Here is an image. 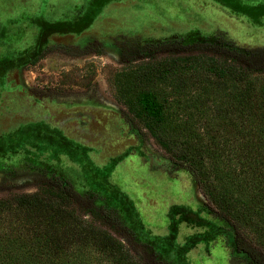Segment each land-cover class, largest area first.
<instances>
[{"label":"rangeland","instance_id":"1","mask_svg":"<svg viewBox=\"0 0 264 264\" xmlns=\"http://www.w3.org/2000/svg\"><path fill=\"white\" fill-rule=\"evenodd\" d=\"M217 36L264 47V0H0V186L31 193L59 178L113 210L134 239L105 237L97 225L99 236L81 247L95 264H241L230 227L209 212L189 173L155 143V126L138 115L142 76L174 58H146L143 48ZM37 46L49 50L32 64ZM196 75L212 90L222 86ZM184 83L176 94L169 91L181 87L177 79L154 85L169 127L185 123L206 137L219 122L220 100ZM13 213L0 211L1 233L26 229ZM35 238L22 236L21 245L51 243Z\"/></svg>","mask_w":264,"mask_h":264},{"label":"trees","instance_id":"2","mask_svg":"<svg viewBox=\"0 0 264 264\" xmlns=\"http://www.w3.org/2000/svg\"><path fill=\"white\" fill-rule=\"evenodd\" d=\"M48 50L35 47L27 61L37 63ZM142 54L174 58L166 67L142 76L145 89L137 95L138 115L147 116L155 126L149 127L155 143L173 165L189 173L209 212L230 227V242L241 264H264V47L242 48L217 36L187 44L162 41L145 46ZM199 72L222 86L212 90L210 80L200 79ZM169 78L181 86L175 84L169 92L183 91L188 81L220 100L214 108L219 122L206 137L197 136L185 123L169 127L168 107L160 103L161 94L154 87ZM10 190L11 186H0V192ZM8 194L0 199V211L20 213L17 225L26 229L0 232V264H95L82 255L81 247L94 242L100 227L105 237L134 239L113 210L97 207L92 197L80 195L59 178L39 184L31 193ZM28 234L51 243L22 246L20 240ZM62 238L67 239L60 243ZM106 242L111 244V240ZM73 243L76 246H69ZM108 247L112 252L114 246ZM154 264L165 263L154 260Z\"/></svg>","mask_w":264,"mask_h":264}]
</instances>
